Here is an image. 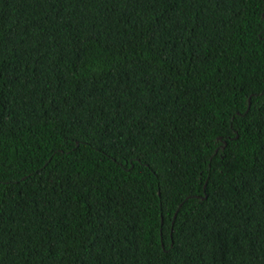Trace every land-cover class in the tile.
<instances>
[{
  "label": "trees",
  "instance_id": "obj_1",
  "mask_svg": "<svg viewBox=\"0 0 264 264\" xmlns=\"http://www.w3.org/2000/svg\"><path fill=\"white\" fill-rule=\"evenodd\" d=\"M0 264H264V0H0Z\"/></svg>",
  "mask_w": 264,
  "mask_h": 264
}]
</instances>
